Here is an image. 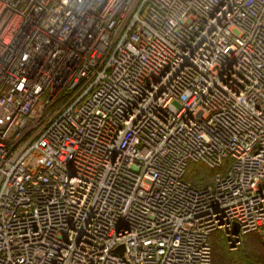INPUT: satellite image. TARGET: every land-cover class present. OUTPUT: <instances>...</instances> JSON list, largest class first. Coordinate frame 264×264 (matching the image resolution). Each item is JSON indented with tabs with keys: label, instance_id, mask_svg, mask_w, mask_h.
<instances>
[{
	"label": "built area",
	"instance_id": "2783aa9c",
	"mask_svg": "<svg viewBox=\"0 0 264 264\" xmlns=\"http://www.w3.org/2000/svg\"><path fill=\"white\" fill-rule=\"evenodd\" d=\"M250 232L264 0H0V264H210Z\"/></svg>",
	"mask_w": 264,
	"mask_h": 264
},
{
	"label": "rangeland",
	"instance_id": "374dc122",
	"mask_svg": "<svg viewBox=\"0 0 264 264\" xmlns=\"http://www.w3.org/2000/svg\"><path fill=\"white\" fill-rule=\"evenodd\" d=\"M195 178L205 179L206 182L211 179L201 163L190 164L186 170L185 180L192 182ZM222 240L220 233L211 236V264H264V238L257 233L245 235L236 249H229Z\"/></svg>",
	"mask_w": 264,
	"mask_h": 264
},
{
	"label": "trees",
	"instance_id": "16d2710c",
	"mask_svg": "<svg viewBox=\"0 0 264 264\" xmlns=\"http://www.w3.org/2000/svg\"><path fill=\"white\" fill-rule=\"evenodd\" d=\"M206 168V167H205ZM206 170L209 172V174H210V177L212 176V171L211 170H209V169H207L206 168ZM192 182H193V184H198L199 182H201L202 184H207V182H206V180L205 179H201V178H195L194 180H192ZM251 233V232H250ZM253 233H256V232H253ZM249 234V233H248ZM259 236H261L262 238H264V234H260V233H257ZM247 235V234H246ZM224 240H222V242H223ZM224 243H226L225 241H224ZM227 245V244H226ZM211 246H212V243H211ZM228 247V246H227ZM229 248V247H228ZM211 259H212V254H211ZM210 264H211V262H210Z\"/></svg>",
	"mask_w": 264,
	"mask_h": 264
}]
</instances>
